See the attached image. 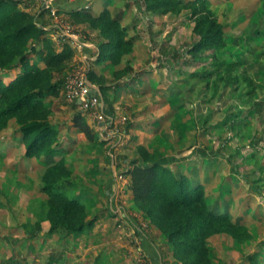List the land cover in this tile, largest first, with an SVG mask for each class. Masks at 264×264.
<instances>
[{
  "label": "rangeland",
  "instance_id": "obj_1",
  "mask_svg": "<svg viewBox=\"0 0 264 264\" xmlns=\"http://www.w3.org/2000/svg\"><path fill=\"white\" fill-rule=\"evenodd\" d=\"M52 1L27 0L24 7L39 18ZM130 1L121 26L125 40L133 42L123 53L113 48L114 55L100 63L97 22L53 11L45 19L57 46L68 42L75 48L72 34L93 46L76 48L68 75L75 68L87 75L94 70L97 81L110 86L108 100L117 98L106 105L102 85L90 80L106 113L119 123L110 134V127H99L93 114L68 101L63 88L60 96L45 99L58 129L53 146L61 143L63 152L43 154V163L28 155L16 118L0 130V264H157L145 256L144 242L155 247L159 264H193L192 257L176 255L129 189L130 177L123 173L142 148L169 160L196 186L203 184L212 210L248 227L252 236L245 241L229 232L206 239L212 264H264V0ZM125 2L78 4L93 14L114 15ZM212 22L214 32L222 33L198 45L204 39L199 25ZM129 62L144 84L116 89L129 79ZM81 111L98 132L97 141L88 142L75 127L74 115ZM60 161L74 184L70 196L88 212L82 232L54 230L47 219L44 174Z\"/></svg>",
  "mask_w": 264,
  "mask_h": 264
},
{
  "label": "trees",
  "instance_id": "obj_2",
  "mask_svg": "<svg viewBox=\"0 0 264 264\" xmlns=\"http://www.w3.org/2000/svg\"><path fill=\"white\" fill-rule=\"evenodd\" d=\"M62 1L64 5L59 6L57 12L68 15L70 19L73 16L82 21L98 23L99 35L102 37L97 42L102 51L98 63L114 55L113 48L123 53L132 44L133 39L125 40L127 31L121 26L126 10L130 7V0H126L125 9L114 15L107 10L99 15L93 14L88 10L90 7L78 4L80 0L75 3ZM164 2L157 0V5ZM26 4L27 0H0V130L12 118H16L28 155L41 159L43 154L55 156L64 150L61 143L53 146L58 129L50 120V102L45 99L60 96L65 88L69 61L76 55V48L68 42L57 46L49 34L47 27L51 23L45 19L56 7L50 5L45 8L38 18L24 7ZM213 22L206 28L199 25L204 39L198 45H207L222 33L220 28L214 32L216 26ZM40 43L43 44L42 48L38 47ZM86 50L89 48L86 47ZM177 55L178 52L174 54L175 57ZM17 69H20L19 72L15 71ZM124 72L130 73L129 79L118 83L116 89L129 87L134 90L133 87L144 84L141 74L134 72L130 62ZM94 73V70L89 72V80L102 85L106 105L113 103L117 98L109 101L106 92L110 86L97 81ZM11 75L15 77L9 81L4 80V76ZM119 78L116 76V80ZM75 104L80 105L77 101ZM73 120L75 127L85 135L88 142L99 139L98 132L89 124L82 111L77 112ZM41 161L46 163V159ZM62 164L63 161L53 164L44 174V190L48 193L47 219L52 222L54 230L82 232L90 223L87 220L88 212L78 198L70 196L69 190L74 184ZM123 174L130 177L129 189L136 204L150 212L167 236L170 246L176 249L179 258L192 257L193 264H212L206 245L208 237L219 232H229L245 241L252 236L248 227L233 222L226 214L217 213L209 207L203 184L196 186L190 176L183 173L179 175L169 165V160L157 157L147 149H141V156ZM143 245L145 256L151 259L150 253L154 250L150 244L147 246L148 242ZM160 257L163 259V255ZM153 258L159 264L158 254H154Z\"/></svg>",
  "mask_w": 264,
  "mask_h": 264
},
{
  "label": "built area",
  "instance_id": "obj_3",
  "mask_svg": "<svg viewBox=\"0 0 264 264\" xmlns=\"http://www.w3.org/2000/svg\"><path fill=\"white\" fill-rule=\"evenodd\" d=\"M53 14L56 15L57 10L52 9ZM65 36V35H64ZM70 37L76 38L75 48L82 49L88 47L87 40L85 37H82L83 41H79L75 34L69 35ZM65 96L68 101L75 102L77 101L81 108L85 112H90L94 117L101 123L102 127L111 129V133H115L116 125L119 123L113 115L107 114L104 110V102L100 91L96 86H94L86 73L81 68H75L72 72L69 73L65 85Z\"/></svg>",
  "mask_w": 264,
  "mask_h": 264
},
{
  "label": "crops",
  "instance_id": "obj_4",
  "mask_svg": "<svg viewBox=\"0 0 264 264\" xmlns=\"http://www.w3.org/2000/svg\"><path fill=\"white\" fill-rule=\"evenodd\" d=\"M52 6L56 7V8H59V6H62L64 5V2L62 0H53L52 1ZM88 47H93V46H88ZM86 50V49H85ZM80 51V50H79ZM92 51V50H90ZM93 52V51H92ZM88 53V52H87ZM101 126V123L99 124V127ZM153 250H156L155 247H152ZM154 252L150 253V255L152 256V258L154 257ZM154 259V258H153Z\"/></svg>",
  "mask_w": 264,
  "mask_h": 264
}]
</instances>
